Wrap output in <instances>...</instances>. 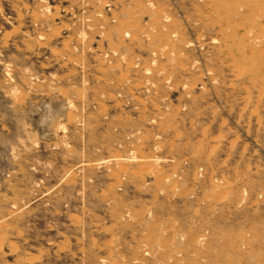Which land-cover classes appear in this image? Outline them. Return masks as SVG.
Returning <instances> with one entry per match:
<instances>
[{
    "label": "rangeland",
    "instance_id": "374dc122",
    "mask_svg": "<svg viewBox=\"0 0 264 264\" xmlns=\"http://www.w3.org/2000/svg\"><path fill=\"white\" fill-rule=\"evenodd\" d=\"M0 264H264V0H0Z\"/></svg>",
    "mask_w": 264,
    "mask_h": 264
}]
</instances>
